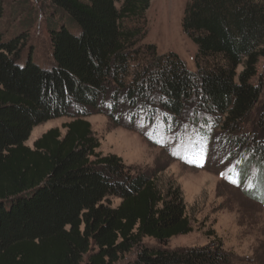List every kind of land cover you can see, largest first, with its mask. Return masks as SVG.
<instances>
[{"label":"trees","instance_id":"16d2710c","mask_svg":"<svg viewBox=\"0 0 264 264\" xmlns=\"http://www.w3.org/2000/svg\"><path fill=\"white\" fill-rule=\"evenodd\" d=\"M15 1L23 28L30 2L43 5L51 64L33 60L23 32L7 40L0 32V264H117L133 249L126 264H233L220 245L142 247L191 233L181 190L170 182L163 192L103 156L85 118L104 114L143 137L138 127L156 120L168 133L190 108L207 144L219 134L230 145L238 184L250 180L243 194L264 208V139L241 128L259 105L264 130V83L255 82L264 0L186 3L181 28L196 48L194 71L143 44L150 0ZM63 117L72 119L64 135L52 129L25 146L33 128Z\"/></svg>","mask_w":264,"mask_h":264},{"label":"rangeland","instance_id":"374dc122","mask_svg":"<svg viewBox=\"0 0 264 264\" xmlns=\"http://www.w3.org/2000/svg\"><path fill=\"white\" fill-rule=\"evenodd\" d=\"M189 1L150 0L143 44H153L160 54L175 53L189 70L194 71L196 48L181 28L184 7ZM15 3V0H0V32L5 40L23 32L33 60L40 67H49L51 50L43 5L30 2L29 21L32 23L29 28H23L19 24L25 15H13ZM257 71L255 82L263 85L264 57L260 58ZM259 111L258 105L241 127L242 135L249 139H264V130L258 126ZM71 120L63 117L36 126L25 146L32 148L36 140L52 129L64 135L63 126ZM85 120L103 156L115 155L133 174L151 176L163 192L170 182L181 190L191 233L172 238L165 244L144 239L142 247L185 251L220 245L233 264H264V208L243 194L250 180L238 184L237 157L230 145L223 142L219 134L207 144L200 135L205 133V127L200 119H193L190 108L175 126H169L168 133L156 120L154 125L138 127L143 137L134 130L137 128L129 129L125 124L116 126L104 114H92ZM149 139L157 146L150 144ZM118 203L113 201V206ZM136 254L137 249H133L117 264L132 262Z\"/></svg>","mask_w":264,"mask_h":264}]
</instances>
